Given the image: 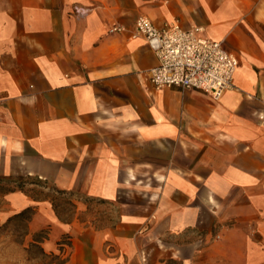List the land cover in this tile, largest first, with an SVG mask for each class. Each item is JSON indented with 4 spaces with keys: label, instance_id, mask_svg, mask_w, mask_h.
I'll return each mask as SVG.
<instances>
[{
    "label": "crops",
    "instance_id": "0c3cea01",
    "mask_svg": "<svg viewBox=\"0 0 264 264\" xmlns=\"http://www.w3.org/2000/svg\"><path fill=\"white\" fill-rule=\"evenodd\" d=\"M141 14L222 41L233 86L156 89ZM1 179L42 264H264V0H0Z\"/></svg>",
    "mask_w": 264,
    "mask_h": 264
},
{
    "label": "built area",
    "instance_id": "2783aa9c",
    "mask_svg": "<svg viewBox=\"0 0 264 264\" xmlns=\"http://www.w3.org/2000/svg\"><path fill=\"white\" fill-rule=\"evenodd\" d=\"M77 10H79L77 8ZM113 26L111 31H120ZM203 27H183L178 19L162 27L141 14L135 21V35H143L158 57L149 71L156 89L180 87L200 89L219 99L234 84L239 59L222 41L202 35Z\"/></svg>",
    "mask_w": 264,
    "mask_h": 264
},
{
    "label": "rangeland",
    "instance_id": "374dc122",
    "mask_svg": "<svg viewBox=\"0 0 264 264\" xmlns=\"http://www.w3.org/2000/svg\"><path fill=\"white\" fill-rule=\"evenodd\" d=\"M15 185L20 186L22 180L16 181ZM13 180H0V209L6 206L5 193L12 187ZM24 217L8 219L7 222H0V264H42L48 261H55V257H46L43 253L26 242V219ZM16 243H13V242ZM20 242V243H18Z\"/></svg>",
    "mask_w": 264,
    "mask_h": 264
},
{
    "label": "trees",
    "instance_id": "16d2710c",
    "mask_svg": "<svg viewBox=\"0 0 264 264\" xmlns=\"http://www.w3.org/2000/svg\"><path fill=\"white\" fill-rule=\"evenodd\" d=\"M36 183V184H39V185H44V181H41V180H35V179H22V185L20 186V188H22L23 190H25V186L27 183ZM8 190H12V187L9 188ZM30 189H27L26 191L29 192ZM55 198H58V197H55ZM54 198V206L56 207V210L58 211V214H59V209H58V206L59 204H61L60 201H58L57 199L55 200ZM63 204H64V201H63ZM63 208H64V205H63ZM34 210L33 207H28L26 209H24L23 211L21 212H18L16 213L15 215H13L12 217H10L9 219L11 220L12 218H21V217H24L26 215L29 216V214ZM46 236V233H45V230H40L36 233H34L33 235V239L34 241L31 243L33 246H35L39 251L40 253L44 252L43 251V248L42 246L40 245L39 241L43 240V237Z\"/></svg>",
    "mask_w": 264,
    "mask_h": 264
}]
</instances>
